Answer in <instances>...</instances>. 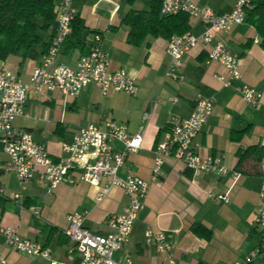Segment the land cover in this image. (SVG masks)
Masks as SVG:
<instances>
[{"label": "crops", "instance_id": "0c3cea01", "mask_svg": "<svg viewBox=\"0 0 264 264\" xmlns=\"http://www.w3.org/2000/svg\"><path fill=\"white\" fill-rule=\"evenodd\" d=\"M138 1L131 7L123 0H73L78 17L86 27L84 45L71 53L62 48L58 57L59 62L74 66L82 55L99 45L110 57L111 70H123L134 79L138 88L136 96L122 92L104 96L93 85H88L73 98L58 92L40 97L28 92L22 114L15 118L13 125L30 133L54 160L64 157L62 145L70 142L82 127L114 120L124 124L128 133L134 134L142 126L141 148L128 155L124 166L118 170V176L125 178L126 168H129L139 178L150 181L153 151L163 139L167 123L173 118H188L199 93L213 96L212 114L194 139L193 148L202 156L220 157L228 172L222 176L193 174L183 162L165 159L160 181L150 184L123 252L135 264H169L164 254L145 245L144 232L150 228L166 235L175 264H233L242 261L260 242L254 216L264 177V160L257 176L242 175L235 169L239 150L255 145L264 147V50L259 45L260 38L245 18L230 32L216 34L213 40L223 42L239 56L241 77L233 84L248 85L262 92L258 105L253 107L242 100L234 87L225 88L217 79L220 75L227 77V72L218 62L207 60L212 44L198 43L184 55L178 72L183 78L180 82L165 77L169 62L166 53L168 40L149 36L140 46L130 45L127 42L129 27L122 20L131 9L148 8L150 0ZM191 1L221 15L230 12L236 0ZM188 26V32L195 36L205 30V26L193 18H189ZM95 33L101 37L99 43L93 38ZM42 35L44 41H50V32ZM41 60L42 57L21 63L20 58L9 57L0 61V70L8 63H15V73L27 84L32 70ZM145 113L149 114L147 121L143 120ZM241 131L245 132L238 140L231 138L232 133ZM120 148V144L114 145L115 150ZM7 161L1 147L0 258L5 259L6 264H50V261L80 264L74 244L62 234L68 225L67 216L87 211L89 216L84 226L91 232L105 235L111 231L108 217L122 214L128 205L127 196L117 187L111 188L107 196L96 203V189L78 180V170L74 173L76 183H62L51 193L38 175L21 190L14 173L6 168ZM107 181L103 179L101 185ZM16 193L21 195L24 210L11 200ZM212 194H228V199L226 202L216 201L210 198ZM195 225L210 231V238L196 235L192 230ZM5 228L16 229L20 236L48 248L50 259L11 249L1 234ZM120 256V253L115 254V258ZM253 263L264 264V254Z\"/></svg>", "mask_w": 264, "mask_h": 264}, {"label": "built area", "instance_id": "2783aa9c", "mask_svg": "<svg viewBox=\"0 0 264 264\" xmlns=\"http://www.w3.org/2000/svg\"><path fill=\"white\" fill-rule=\"evenodd\" d=\"M251 1L236 0L230 12L219 15L209 8L198 7L191 0H162V15L184 13L205 26V30L197 36L186 32L168 39L166 53L169 62L165 77L182 81L183 78L178 72L182 68L184 55L198 43L212 44L207 60L218 62L227 72V77L220 75L217 79L225 88L234 87L244 102L256 107L262 92L248 85L233 84L241 77L239 56L223 42H213L216 34L228 33L245 20L246 9L250 7ZM77 16L73 0L58 1L54 35L40 64L32 70L27 84L21 81L17 73L7 69L0 70V144L8 158L6 168L14 173L21 190L38 175L46 185L48 193H51L62 183H76L74 173L77 170L80 171L78 180L96 189V203L101 202L111 188L121 189L128 198V205L122 214L108 217V226L111 229L109 233L101 235L88 230L84 223L89 212L84 211L67 216L68 225L62 234L74 244L80 264H135L123 252V248L139 218L150 184L160 181L165 159L174 158L183 162L186 169L193 174L210 173L222 176L228 172L222 166L220 157L202 156L193 148L194 139L212 114L215 99L211 95L199 93L188 118H173L167 123L163 139L156 144L153 151L150 181L139 178L129 168H126L125 178L118 176V170L124 166L128 155L141 148L144 130L142 126L134 134L128 133L124 124L114 120H103L97 125L82 127L70 142L62 145L64 157L54 160L43 145L32 139L30 133L13 125L15 118L22 114L28 92L37 97L58 92L73 98L88 85H93L104 96L112 92H122L130 96L138 93L134 79L128 73L110 69V57L99 45L93 46L87 54L82 55L74 66L58 61L62 46L72 33L71 24ZM93 38L97 43L101 41L99 34H94ZM148 119L149 114L145 113L143 120ZM117 143L121 148L115 150L114 145ZM233 175L237 177L236 174ZM103 179L108 181L101 185ZM2 192L0 189V194ZM210 198L226 202L228 194H212ZM11 200L20 209H25L19 193L14 194ZM34 214L38 217L37 212ZM254 225L259 232V245L242 261L233 264H250L264 254V177L257 197ZM1 234L11 249L29 256L50 259L48 248L20 236L16 229L5 228L1 230ZM144 241L146 246L164 254L169 264H175L172 246L162 231L147 228ZM116 253L121 256L115 258ZM0 264H6L5 259L0 258ZM50 264L57 263L50 261Z\"/></svg>", "mask_w": 264, "mask_h": 264}, {"label": "trees", "instance_id": "16d2710c", "mask_svg": "<svg viewBox=\"0 0 264 264\" xmlns=\"http://www.w3.org/2000/svg\"><path fill=\"white\" fill-rule=\"evenodd\" d=\"M58 1L0 0V61L18 57L23 63L26 60H37L45 54L56 27ZM136 1L123 0L131 7ZM161 3L162 0H150L147 9H131L127 12L122 23L129 27L127 42L130 45L140 46L149 36L168 40L173 35L188 32V15H162ZM246 18L259 36V45L264 50V0H252L246 9ZM71 27L72 33L62 46L68 53L83 47V33L86 30L83 20L78 16ZM47 32L51 33V39L46 42L42 34ZM244 132L232 133L231 138L238 140ZM262 160L264 147L250 146L237 152L235 169L242 175L257 176L260 175ZM192 230L207 239L211 236V232L200 225L193 226Z\"/></svg>", "mask_w": 264, "mask_h": 264}, {"label": "rangeland", "instance_id": "374dc122", "mask_svg": "<svg viewBox=\"0 0 264 264\" xmlns=\"http://www.w3.org/2000/svg\"><path fill=\"white\" fill-rule=\"evenodd\" d=\"M136 3H139V1L138 2H136ZM137 5V4H136ZM146 5V4H145ZM147 6V5H146ZM147 9V8H146ZM42 37H43V35H42ZM6 66V68L5 69H7V70H10V71H13V72H15V70H16V65H15V63H8V64H6L5 65ZM18 183V182H17ZM18 186H19V189L21 188V185H19V183H18ZM26 187V186H25Z\"/></svg>", "mask_w": 264, "mask_h": 264}]
</instances>
